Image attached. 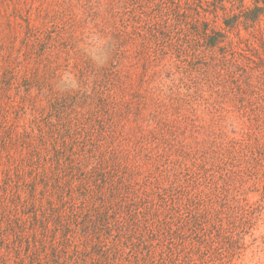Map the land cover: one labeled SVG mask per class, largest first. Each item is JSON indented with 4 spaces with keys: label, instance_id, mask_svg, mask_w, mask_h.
<instances>
[{
    "label": "rangeland",
    "instance_id": "1",
    "mask_svg": "<svg viewBox=\"0 0 264 264\" xmlns=\"http://www.w3.org/2000/svg\"><path fill=\"white\" fill-rule=\"evenodd\" d=\"M254 93L264 0H0V264H61L41 258L71 250L75 222L55 220L96 163L147 228L101 264L165 257L161 243L153 264H264Z\"/></svg>",
    "mask_w": 264,
    "mask_h": 264
},
{
    "label": "trees",
    "instance_id": "2",
    "mask_svg": "<svg viewBox=\"0 0 264 264\" xmlns=\"http://www.w3.org/2000/svg\"><path fill=\"white\" fill-rule=\"evenodd\" d=\"M261 10V6L254 5L245 12L246 20H255ZM209 44L210 46L214 45V40L209 42ZM254 94L257 96V99L261 101L264 100V95H260L259 93ZM56 104H58V101H53V105ZM259 111L263 112L262 114L264 115V110ZM60 131L61 130L57 128L55 133L61 136ZM75 133L77 132L75 131ZM51 134H53V132ZM95 165L99 167L95 166L86 178L75 180L78 182V185L84 186L81 188V191L78 194L75 193L74 196L72 193H69L66 197L68 200L78 199L80 203L72 206V212L67 215L68 217H64L59 213V215H57L58 219L55 220V226H62L65 224L70 226L69 222H75V230H72L71 234L65 239V242H67L66 245L68 247L70 246L71 250L62 252L59 247L56 248L55 246V254L51 255L50 252H48L41 258V263H43V260L48 263L53 262V260L57 261L61 259V264H101L103 259L106 261L109 260L108 252L110 249L116 248L119 244L127 241L132 243L133 246L141 244V241L136 239L140 237L142 235L141 233H144L147 228L143 230L142 225H137L141 224L139 213L136 212L134 216H132V210L130 212L126 211L128 208L125 206L128 204V201L123 197L122 185L118 184V180L114 181L108 177L109 170L106 167L102 168L98 163ZM50 210H55V207ZM128 217H132V220ZM36 221H40V219H36ZM115 227H119L115 234L117 238L111 236L108 239L112 241V244L102 245L101 241L104 237V233L102 232L105 229L110 231V228ZM80 228L83 229V232H78ZM44 231H47V229H44ZM41 240L44 241L42 238ZM159 241H163V238H160L158 242ZM62 243L63 241H61L60 246L63 245ZM160 245L161 246L158 248L162 249L163 252H167L165 257L161 258L162 255H156L152 258L148 254L143 255L144 253L141 252V264H153L156 261L158 262L159 259L160 262H163L166 257H170L169 252L171 244L164 245L161 243ZM33 246L35 247L33 253H35V251L38 250L36 249L37 245L34 243ZM93 247H95V249ZM94 254L100 255L94 258ZM28 255L29 254H26V256Z\"/></svg>",
    "mask_w": 264,
    "mask_h": 264
},
{
    "label": "clouds",
    "instance_id": "3",
    "mask_svg": "<svg viewBox=\"0 0 264 264\" xmlns=\"http://www.w3.org/2000/svg\"><path fill=\"white\" fill-rule=\"evenodd\" d=\"M97 59H98V62H101V63H102V58H97ZM64 83H65V84L68 83L67 79H65Z\"/></svg>",
    "mask_w": 264,
    "mask_h": 264
}]
</instances>
